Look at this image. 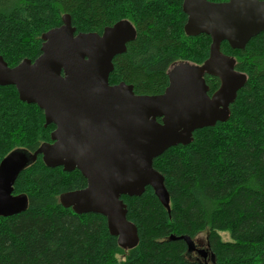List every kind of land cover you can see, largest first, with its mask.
<instances>
[{"label": "trees", "instance_id": "1", "mask_svg": "<svg viewBox=\"0 0 264 264\" xmlns=\"http://www.w3.org/2000/svg\"><path fill=\"white\" fill-rule=\"evenodd\" d=\"M181 6L182 0H0V56L8 67L34 61L42 35L59 27L64 15L75 35H101L127 20L135 39L113 58L109 84L158 95L173 65H201L209 57L210 38L185 33ZM220 51L246 82L226 122L195 130L188 145L153 160L168 208L150 187L139 197L120 198L137 229L135 247H120L103 216L62 207L60 196L84 188L86 180L77 170L47 167L37 154L13 184V195L27 198L25 210L0 217V264H199L187 259L183 237L192 240L202 231L213 264H264V32L242 50L223 42ZM203 78L211 96L219 80ZM54 128L35 104L18 99L13 86H0V162L13 151L31 155L51 143Z\"/></svg>", "mask_w": 264, "mask_h": 264}, {"label": "water", "instance_id": "2", "mask_svg": "<svg viewBox=\"0 0 264 264\" xmlns=\"http://www.w3.org/2000/svg\"><path fill=\"white\" fill-rule=\"evenodd\" d=\"M181 7L185 33L210 38L209 57L201 65H173L169 84L158 95H137L131 85L109 84L113 58L135 39L127 20L104 28L101 35H75L64 15L59 27L42 35L34 61L24 59L8 67L0 56V86H13L20 101L35 104L45 125L55 127L51 143L31 155L13 151L1 160L0 217L25 210L27 198L13 195V184L40 154L47 167L77 170L86 180L84 188L60 196L62 207L103 216L120 247L137 245V229L126 219L120 198L139 197L150 187L168 208L164 179L153 168V160L169 148L188 145L195 130L228 120L246 75L234 69V60L220 51V45L226 42L231 49L242 50L264 32V0H182ZM205 74L219 80L211 96ZM183 239L188 252L208 256V250Z\"/></svg>", "mask_w": 264, "mask_h": 264}, {"label": "rangeland", "instance_id": "3", "mask_svg": "<svg viewBox=\"0 0 264 264\" xmlns=\"http://www.w3.org/2000/svg\"><path fill=\"white\" fill-rule=\"evenodd\" d=\"M206 234V231H202L198 235H196L194 239H192L191 242L195 246V248L207 250ZM219 236L222 241H231L230 235L227 232H219ZM186 257L191 261L199 262V264H213L212 258L209 254L205 259H203L196 252L189 251L187 252Z\"/></svg>", "mask_w": 264, "mask_h": 264}, {"label": "flooded vegetation", "instance_id": "4", "mask_svg": "<svg viewBox=\"0 0 264 264\" xmlns=\"http://www.w3.org/2000/svg\"><path fill=\"white\" fill-rule=\"evenodd\" d=\"M223 1V0H222ZM195 252V251H194Z\"/></svg>", "mask_w": 264, "mask_h": 264}]
</instances>
